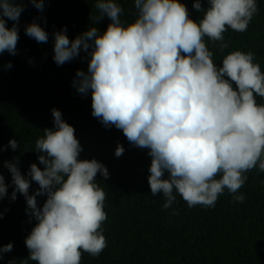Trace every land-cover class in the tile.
Masks as SVG:
<instances>
[{
    "label": "clouds",
    "instance_id": "obj_1",
    "mask_svg": "<svg viewBox=\"0 0 264 264\" xmlns=\"http://www.w3.org/2000/svg\"><path fill=\"white\" fill-rule=\"evenodd\" d=\"M30 3L44 10V0ZM133 3L136 19L127 23L118 0H96L98 22L111 20L106 32L90 27L74 40L66 27L55 32L54 62L62 66L82 51L91 57L87 73L78 70L73 87L85 96L91 92L92 115L103 126H115L132 146L148 149V183L152 196L162 194V210L177 215V195L189 208H214L225 190L233 203H243L240 189L248 173H264V103L257 101L264 98V72L251 51H233L219 66L205 38L227 49L224 34L246 32L259 14L258 0H207L206 9L195 0L193 8L203 13L199 21L190 18L181 0ZM25 8L17 0H0V55L17 54ZM25 34L38 43L49 40L35 21L25 25ZM52 115L54 128L35 141L44 169L33 163L25 176L18 162H5L12 181L6 185L0 174V200L14 186L11 200L22 194L27 214L37 221L25 240V264H81L84 253L96 258L108 247L102 227L108 219L106 193L96 178L107 180L110 173L96 159H79L83 147L75 128L60 110L52 109ZM7 147L15 151L19 145L12 139ZM124 151L118 144L115 156ZM33 181L39 189L30 195ZM40 196L47 197L42 208ZM12 251V243L0 247V260Z\"/></svg>",
    "mask_w": 264,
    "mask_h": 264
},
{
    "label": "trees",
    "instance_id": "obj_2",
    "mask_svg": "<svg viewBox=\"0 0 264 264\" xmlns=\"http://www.w3.org/2000/svg\"><path fill=\"white\" fill-rule=\"evenodd\" d=\"M21 2L26 8L19 20L17 54L0 55V174L5 176L6 185H11L12 177L5 162H18L25 176L33 163L44 169L39 164L40 154L35 152V141L45 129L54 128L52 109H57L75 128L83 147L79 159H96L110 173L107 180L100 174L96 178L106 193L108 219L102 227L108 247L96 258L84 253L81 264H264V173L257 174L255 169L248 173V181L240 189L246 195L243 203H233L232 195L225 190L214 208H189L177 195L173 208L178 214L170 215L172 209L162 210V194L152 196L148 183L152 159L148 149L132 146L115 126H103L92 115L91 92L85 96L73 87L77 71L87 73L91 57L82 51L62 66L53 60L55 32L66 27L70 40L90 27H97L102 34L111 20L105 17L98 22L96 0H44L43 11L30 0H17ZM118 2L124 8L121 20L134 22L133 0ZM181 2L187 6L191 19L203 18V13L193 8L195 0ZM201 2L206 9L207 0ZM258 7L259 14L246 32L229 29L224 34L229 43L227 49L221 51L220 42L205 38L219 66L224 56L233 51H251L264 72V0H258ZM34 21L48 32L47 43H38L25 34V25ZM13 23L9 20L7 26L11 28ZM9 61L13 67L6 69ZM257 101L264 103V98L257 96ZM12 139L19 147L15 151L11 147L4 150ZM118 144L125 148L119 158L115 156ZM38 189L33 181L29 194ZM13 191L14 186H10L8 196L0 200V247L13 244V251L4 254L0 264L12 260L25 264L29 257L25 240L37 223L27 214L22 194L11 200ZM46 199L37 197L40 208Z\"/></svg>",
    "mask_w": 264,
    "mask_h": 264
}]
</instances>
